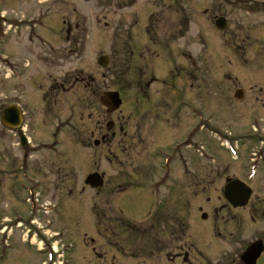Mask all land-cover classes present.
I'll use <instances>...</instances> for the list:
<instances>
[{
	"label": "rangeland",
	"instance_id": "obj_1",
	"mask_svg": "<svg viewBox=\"0 0 264 264\" xmlns=\"http://www.w3.org/2000/svg\"><path fill=\"white\" fill-rule=\"evenodd\" d=\"M4 3V0H0V11L4 7L8 10ZM33 4L34 0H24L18 6H12L17 7L14 10L18 11L19 16L26 17L24 22L17 24L15 22L20 18L11 16L13 25L11 21L2 23V33L7 31L10 34L3 50L5 57L10 62L20 57L17 52L18 37H35L34 31L27 28L35 25L32 24L34 22L43 21L44 31L37 27L36 33L43 31L49 39L56 38L57 41L53 43L56 49L61 46V36H65L60 32L62 20L66 21L67 27H74L78 22L79 48L82 50L79 59L68 55L67 61H56V65L51 58L44 56L37 61L29 54L22 53V58H28L36 66L37 73L49 72L54 78H59L67 70L78 69L85 78V85L90 82L99 97L107 91L120 90L123 100L119 115L121 120L115 114H108L99 97L93 96L88 90H84L81 107L65 103L58 110L57 117L73 126H63L52 151L51 166L54 174L59 175L58 178L54 175L52 180L61 181L59 187L52 186L54 198L51 202L56 209L50 213L40 210L35 214L38 226L40 223L47 225V234L54 237L58 235L59 249L74 242V248L60 260L67 264H142L141 260H130L139 256L140 252L132 253L128 248L132 240L131 232H126L129 220L138 227L144 223L147 229L153 228L156 223V234L162 235L171 228L168 213L179 211L185 215H180L178 222L189 223V235L207 244L212 242L211 237L215 235L218 244H214L216 248L211 244L214 249L206 253L212 264H239L240 255L251 243L264 241L262 153L263 157H259L262 168H257L256 173L252 166L256 159L254 154L257 155L264 148V120L257 126L248 116L242 117L241 121L229 115L222 104L227 87L223 84L221 71L226 68L235 70L250 91L255 84L264 87V45L241 41L237 44L225 39L214 21L216 17L223 16L233 25L238 23L245 30L249 29L252 36H262L264 0H52L43 7L45 10L51 8L43 12V18H39V12L35 13ZM2 14L9 15L7 12ZM154 21L151 30L156 31L161 44L152 49L149 47L144 52L141 46L137 48L144 42L141 33ZM16 24L18 28H15ZM133 39L136 47L129 46ZM20 45L26 52V41H21ZM133 47L135 56L130 62ZM170 49L172 56L167 57ZM102 55L112 57L107 68L97 62ZM4 60L0 58V77H4L3 74L11 75V69H15L14 64L5 63ZM45 61L50 62L44 64ZM128 67H131L129 74ZM149 82L151 86L147 87ZM167 84L176 86L179 91L177 98H174L173 88L168 90ZM143 87L148 91L149 105L143 103V97L147 94L142 91ZM12 90L4 94V87L0 86V98L12 95ZM165 90L166 101L163 96ZM189 97L195 101L192 106L196 112H204L205 119L216 115L212 117L211 123L203 126L201 117L186 107L179 108V99L187 102ZM156 112L161 113L162 117L157 118ZM81 115L84 117V135L77 138L75 131L76 127L79 128L78 119ZM110 120L117 122L114 131L118 130L119 124L126 125L128 136L125 137L124 132L114 139L113 131L108 134L106 124ZM56 122L54 120V126ZM98 122L103 130L95 138L91 132ZM194 124L204 134L197 137L191 147L186 144L176 149L178 160L172 171L165 173L159 160L154 156L151 159L150 152L157 155L167 152L174 137L183 138ZM212 129L218 130L220 134ZM2 130L4 128L0 124V133ZM172 133L179 134H175L172 139L166 135ZM102 134L108 135V139L96 146L94 142L101 140ZM248 137H253L254 141H249ZM228 141L233 142L238 155L227 147ZM0 146L3 148L1 137ZM94 172L106 175L105 186L100 190H92L85 185L87 176ZM228 178L246 181L253 188L248 207L233 209L228 204L224 197ZM157 189L158 200L155 197ZM46 199L48 202L49 197L46 196ZM188 200L191 201L190 205ZM159 209L162 213L159 218L163 221L156 219ZM203 212L208 213V218H214V227L212 219H201ZM110 217L112 220L119 219L114 221V228L118 227L119 233L114 228L107 231V219ZM147 235L155 243L150 229ZM13 236L19 244L14 254L20 250L25 255L23 259L29 260L27 264L48 262L44 252L42 255L35 254L43 238L37 229L35 238L38 243L30 250L21 245L20 240H25L26 236L22 234L20 237L16 231ZM181 247H176L173 253L181 251ZM151 259L145 264H163L167 260L163 256L161 259L158 256ZM259 264H264V255Z\"/></svg>",
	"mask_w": 264,
	"mask_h": 264
},
{
	"label": "flooded vegetation",
	"instance_id": "obj_2",
	"mask_svg": "<svg viewBox=\"0 0 264 264\" xmlns=\"http://www.w3.org/2000/svg\"><path fill=\"white\" fill-rule=\"evenodd\" d=\"M244 1L247 2V0ZM226 19L228 21L227 28L223 31L225 39H231L232 42L237 44L241 41V43H260L264 45V31L262 36L254 37L251 35L249 29L245 30V28L243 26L240 27L238 23L233 25L228 18ZM153 24H155V21L149 23L145 28L146 30L141 33V35L144 36L143 43H140L139 46L134 44V39L136 38V35L134 34L135 38L129 46L134 45V47L137 46V48L141 46V50L145 52V49H148L149 47L152 49V47L160 45V37H158L156 31L153 32L151 30L154 27L152 26ZM78 25L79 23L77 22L74 27H64L62 33H64L65 36H61L60 38L61 46L59 49H56L53 46V43L55 44L57 39H49V37L43 38L40 36L36 38H19L17 52L20 57L18 59L16 58V60L14 59V73L13 75L3 74L4 77H0V86L4 87V94L5 92H9L10 89H13L12 95H3L1 96L2 98H0V124L4 128L0 133L3 145V148L0 146V264H27L29 261L23 259V256L25 255L21 254L20 250L18 254H14L19 248V244L15 242V238H13L15 231L20 237L22 234L24 237L26 236L25 240H20L22 247H27V249L30 250V248L33 249L35 246L33 245L31 238L35 233L34 228L38 221L36 220V215L32 214L30 211L31 206L27 201L28 199L31 200V198L26 189L33 190L36 193V196L33 197V199L35 198L42 203L47 200L46 196H48V202L51 204V201L54 198L52 186L53 188H57L61 185V181L57 182L56 180H52L55 175L51 166L52 151L54 149L53 145L55 144L53 136L58 137L63 126L66 125L69 127L72 124L67 121L64 122L57 117L58 110H61L60 106L66 103L74 106L76 104V106L81 107L84 99V90L91 91L93 96L99 97V93L94 91L95 88H91L90 82L85 85V78L78 69H72L71 71L67 70L66 73L59 78H54L53 74L49 72L41 73L38 71L37 73L36 66L34 67L33 63L31 64L28 58L23 59L22 55L29 54L37 61L41 60L43 56L47 59L51 58L56 65H58L56 61H67L68 55L79 59L81 56V50L79 48L80 36H78ZM232 27H234V29L231 33ZM242 34L245 35L242 36ZM129 38L131 39V37ZM172 38L174 39V37H171V39ZM21 41H26L27 43V45H24V50L26 52H23V45H20ZM149 43L151 46H149ZM20 46L22 51L20 50ZM36 47H39L40 51H37ZM134 47L131 49V59H134L135 56ZM37 52L38 54L36 55ZM171 56L172 52L170 49L169 52H167V57ZM110 58L112 59L111 56ZM141 59H143V57H141ZM49 62L46 63L45 61L44 64H49ZM209 71L212 72V70H208V72ZM221 76L223 84L225 83V87H227L222 104L228 110L229 115L238 117L235 120H241L242 117L248 116L249 120L253 123H258L261 120H264V96L261 97L264 93V87L255 84L251 91L248 90L244 80H241L237 72L231 68L223 69L221 71ZM150 86L151 82L148 83L147 87ZM166 86H169L168 90L173 88L172 92L175 93L174 98H177L179 91L176 86L168 84ZM191 90L193 91L192 86ZM142 91L147 93L143 97V103L149 105L148 91L145 90L144 87L142 88ZM165 93L166 90L163 92L164 97ZM192 98H186L187 102L185 99L181 100L180 98L179 102H177L178 106L179 108L186 107L190 109L192 113L194 112L201 116L202 113L199 111L196 112V109L193 108L192 104H194L193 102L195 101ZM103 100H105V102ZM99 101L104 105L107 103L106 107L108 110H106L108 114H115L114 116L117 119H120L119 115L121 114V109L115 112L112 111V102L106 100V94L100 96ZM9 109H13V111L10 113L8 112ZM146 109H148V107H146ZM146 113H148V110ZM156 116L157 118L162 117L161 113L157 112ZM212 117L214 118L216 115H210L207 119L202 115L204 120L203 126L206 125L205 123H210V121L213 120ZM167 119L170 120L169 118ZM54 120H57L55 126ZM243 120L248 121L246 119ZM83 122L84 117L81 115L78 119L79 128L76 127L75 131L77 133V138L78 136L80 137L84 135ZM161 123L163 124V122ZM116 125L117 122L115 121L110 126L108 122L106 124L108 134L113 131L112 137L114 139H116L120 133L126 132V125L123 123L117 126L119 127V131H114ZM100 126V122L94 126L93 132H91L92 137L96 138L99 134L98 132L103 130V127ZM175 134L177 135L179 133L166 135L172 139ZM203 134L204 133L202 132L198 133L196 131V125L194 124L184 133L183 138L174 137V141L171 143L167 152L161 153L160 155H157V153L154 152L152 154V152H150L151 159L153 160L154 155L159 160L161 168L163 169L167 166L168 173H170L169 167H172L178 160L176 154L178 152H175L176 149L179 150L186 144L191 147V145L195 143L196 138L201 137ZM127 136L128 132L125 134V137ZM107 139L108 135L102 134L101 140H97L99 143L103 144ZM58 173L59 172L57 171L56 174ZM55 177L58 178L59 175H55ZM172 182L173 181L171 180V184ZM194 185L198 186L196 183ZM147 189L146 191L149 192L150 189ZM50 191L52 193H50ZM6 201H8V203H6ZM173 213L174 214L168 213V215H170L168 222L171 225V228L164 231L162 235L156 234L158 232L156 230V223L153 224V228H148L151 230L152 235H154L153 239L156 240L155 243L147 235V225H142V241L138 245L128 246L132 253L138 251L140 252V255L134 256L130 260L133 262L134 259L135 261L141 260L142 264H145L147 261H151V258L154 256H158L160 259L163 256L167 259L166 263L163 264H212L206 253L216 248L218 241H216L215 235L212 234L214 237L210 236L212 239L211 243H203L199 238L189 235L188 223L182 224L178 222L180 220V215L185 214H181L179 211ZM161 214L162 213L158 212L156 215L158 221H163L159 218L161 217ZM209 219H212L214 227V218ZM40 225L42 227L41 229L44 230L40 233L43 234L45 238L46 246H49L50 249H52L54 247V242H58L59 240L58 235L55 239L52 235L48 236L45 226L41 223ZM114 230L116 229L114 228ZM109 231H112V228H110ZM158 235L161 237L157 238L156 236ZM92 243H95L94 240ZM175 244L178 245L174 247ZM211 244L213 246L215 244L216 246L213 248ZM180 245H182L181 251L173 253L176 250V247H180ZM54 250L56 253L59 252L58 245ZM42 252L45 253L47 259V252H45L44 248L36 249L35 254L42 255ZM61 256H63V254L60 251L53 261H49L48 259V262L41 261L40 263L34 262L32 264H63V261H59V257ZM239 264H242L241 260Z\"/></svg>",
	"mask_w": 264,
	"mask_h": 264
},
{
	"label": "water",
	"instance_id": "obj_3",
	"mask_svg": "<svg viewBox=\"0 0 264 264\" xmlns=\"http://www.w3.org/2000/svg\"><path fill=\"white\" fill-rule=\"evenodd\" d=\"M216 26L219 29L223 30L227 26V21L224 18H219L216 21ZM99 62L101 65L106 66L108 63V59L106 57H102L100 58ZM106 100H110L112 102V110L118 109L122 103L119 92H112L107 94ZM103 101L105 102V100ZM11 111H13V109H10L9 112L11 113ZM86 183L91 185L93 188H99L103 186L104 180L99 174L95 173L88 177ZM224 194L226 199L234 207H243L247 205L248 200L252 194V190L239 180H234L226 186ZM204 217H206V215H204ZM263 251V241L260 240L251 244L247 251L242 255L244 264H257V261L262 255Z\"/></svg>",
	"mask_w": 264,
	"mask_h": 264
},
{
	"label": "trees",
	"instance_id": "obj_4",
	"mask_svg": "<svg viewBox=\"0 0 264 264\" xmlns=\"http://www.w3.org/2000/svg\"><path fill=\"white\" fill-rule=\"evenodd\" d=\"M132 229V228H131ZM128 229L126 228V232H128V231H130V232H132L133 233V235H135V236H137L138 234H139V237H140V233L138 232L139 230H128Z\"/></svg>",
	"mask_w": 264,
	"mask_h": 264
}]
</instances>
